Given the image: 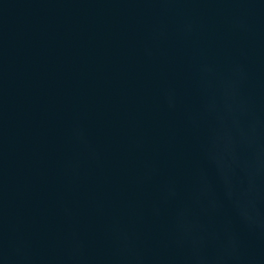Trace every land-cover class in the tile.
<instances>
[{
    "label": "water",
    "instance_id": "1",
    "mask_svg": "<svg viewBox=\"0 0 264 264\" xmlns=\"http://www.w3.org/2000/svg\"><path fill=\"white\" fill-rule=\"evenodd\" d=\"M0 264H264V0H0Z\"/></svg>",
    "mask_w": 264,
    "mask_h": 264
}]
</instances>
